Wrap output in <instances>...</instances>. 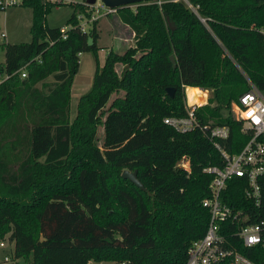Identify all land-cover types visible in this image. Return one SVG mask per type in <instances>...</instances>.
I'll return each instance as SVG.
<instances>
[{"label": "trees", "instance_id": "1", "mask_svg": "<svg viewBox=\"0 0 264 264\" xmlns=\"http://www.w3.org/2000/svg\"><path fill=\"white\" fill-rule=\"evenodd\" d=\"M188 2L195 11L182 0L116 7L132 44L107 51L70 117L78 53L96 48L95 21L81 31L75 12H88L76 2L61 37L60 27L46 23L49 0H20L31 8L30 39L3 43L0 64V240L12 245L14 258L30 256V264L184 262L208 220L201 200L211 174L202 167L220 164L221 157L201 130L180 132L162 117L185 112V86L208 88L197 115L227 125V136L216 140L235 152L250 130L241 129L230 103L249 81L264 92V0ZM117 63L124 65L120 74ZM166 86L173 87L171 96ZM182 156L189 170L178 166ZM124 168L135 169L144 188L122 177ZM221 197L243 208L247 222L256 219L238 179L227 181ZM237 249L264 264V247L239 243Z\"/></svg>", "mask_w": 264, "mask_h": 264}, {"label": "built area", "instance_id": "2", "mask_svg": "<svg viewBox=\"0 0 264 264\" xmlns=\"http://www.w3.org/2000/svg\"><path fill=\"white\" fill-rule=\"evenodd\" d=\"M54 1L58 4H72L71 0ZM163 1L165 0H155L158 4ZM182 1L195 11L188 0ZM18 2L20 0H0V8L3 9ZM82 3L86 6L88 15L82 11L75 12L76 26L81 31H86L84 24L87 22L92 23L101 15L116 12L115 6H108L101 0L93 2L85 0ZM69 27L71 24L60 27L61 37H65V30ZM3 35L4 32H1V36ZM20 74L25 75V71L22 69ZM186 87H184L185 112L182 115L163 116L162 121L180 132L195 128L201 130L219 151L221 162L202 167L203 171L211 174L208 182V196L201 200V204L208 209V220L202 235L188 244L182 264H257L239 251L237 245L241 243L245 246L264 247V92L249 81L247 90L240 93L236 101H231L230 108L233 116L241 120L242 130H250V135L239 150L229 152L216 140L218 137L227 136L228 126L212 124L211 119H208V122H201L197 115L199 106L195 102H189ZM203 101H205L204 98ZM177 164L189 170L188 159L185 156H182ZM233 178L238 179L245 197L251 199L255 206L256 211L252 214L256 219L252 222L246 221L248 216L243 208L233 207L221 197L227 181ZM4 245V240H0V246ZM2 259L7 261V255H4Z\"/></svg>", "mask_w": 264, "mask_h": 264}, {"label": "rangeland", "instance_id": "3", "mask_svg": "<svg viewBox=\"0 0 264 264\" xmlns=\"http://www.w3.org/2000/svg\"><path fill=\"white\" fill-rule=\"evenodd\" d=\"M84 2L85 0H71V3L58 4L54 0H49L51 7L46 13L45 19L49 26L62 27L66 25L65 20L68 15L73 10V5L76 2ZM133 8L134 4H130ZM31 8L28 5L21 3H16L8 5L5 8H0V31H5V37L0 36V64L3 62V50L2 45L5 42H20L28 41L30 39L29 34V21L31 18ZM86 30L90 26V22L84 24ZM117 33H116V30ZM95 29L98 31V37L96 39V48L93 51H82L79 54L78 68L75 72L72 82L70 85L69 92V113L72 117V113L75 110L76 102L80 94L85 92L91 82V77L93 74L94 67H100L103 63L104 57L108 50L112 49L115 51L122 52L126 48L127 43H131L132 32L123 24H121L117 18L116 12L109 13L106 15H101L95 21ZM130 38V39H129ZM117 72L120 74L122 72L123 64L117 63L115 65ZM51 80V76L46 78V81ZM206 90V92H205ZM193 93L198 92L197 88L190 89ZM189 92V90H188ZM205 101H200V104L208 102L209 89L204 88ZM202 90L197 94V96H190L188 93L190 101H196L204 93ZM122 90L113 91L108 97L107 102L111 100L117 94H121ZM185 101V98H184ZM106 102V104H107ZM212 103V102H211ZM199 104V105H200ZM103 136L102 124L98 123L96 128L97 143L100 144ZM5 245L0 246V264H30V256L27 258L24 256L13 257L12 256V245L7 241L4 242ZM7 255V261H3V256ZM89 264H98L96 261L90 260ZM100 264H118L113 261H102Z\"/></svg>", "mask_w": 264, "mask_h": 264}, {"label": "water", "instance_id": "4", "mask_svg": "<svg viewBox=\"0 0 264 264\" xmlns=\"http://www.w3.org/2000/svg\"><path fill=\"white\" fill-rule=\"evenodd\" d=\"M93 1L94 0H86V2H93ZM101 1L108 6L118 7V6H122V5L135 4L141 0H101ZM91 42H92L91 36H87V44H91ZM169 60L172 62V65L174 66L175 65V59H174L173 54H169ZM165 91L167 92V94L169 96H171L173 93V87L172 86H166ZM120 174L122 177L127 178L128 180L133 182L139 188H144L142 183L136 177V170L135 169L129 170L127 168H124L121 170Z\"/></svg>", "mask_w": 264, "mask_h": 264}, {"label": "crops", "instance_id": "5", "mask_svg": "<svg viewBox=\"0 0 264 264\" xmlns=\"http://www.w3.org/2000/svg\"><path fill=\"white\" fill-rule=\"evenodd\" d=\"M31 10V9H30ZM117 18H118V16H117ZM31 19V18H30ZM118 20H119V22L121 23V24H123L124 26H126L129 30H130V28L125 24V23H123L122 21H120V19L118 18ZM30 22V21H29ZM30 24V23H29ZM115 30H116V28H115ZM131 31V30H130ZM1 32H4V35L3 36H1ZM96 32H97V35H98V31H97V29H96ZM132 32V31H131ZM116 33H117V30H116ZM133 34V33H132ZM5 31L4 30H1L0 31V36L3 38V37H5ZM97 39V38H96ZM130 39V38H129ZM132 44V42L131 43H127L126 45L127 46H129V45H131ZM126 46V47H127ZM79 54L80 53H78V59H79ZM124 66V65H123ZM123 69V68H122ZM2 78H4V75L3 74H1L0 75V79H2ZM187 88H197L198 90H199V92H200V89H199V87H191V86H189V85H187ZM74 113H75V110H74V112L72 113V117H73V115H74ZM71 114V113H70ZM71 116V115H70ZM4 242H6V240H4ZM8 242V241H7ZM9 243V242H8ZM3 247V246H2ZM5 262V261H4Z\"/></svg>", "mask_w": 264, "mask_h": 264}, {"label": "bare ground", "instance_id": "6", "mask_svg": "<svg viewBox=\"0 0 264 264\" xmlns=\"http://www.w3.org/2000/svg\"><path fill=\"white\" fill-rule=\"evenodd\" d=\"M190 89H192V88H187L186 87V93H187V99L189 100V102H192V101H190V99H189V96H188V93L190 94V96H197V94L199 93V91L198 92H192V91H190ZM200 90H202L203 92H204V89H201V88H199ZM188 90H189V92H188ZM204 98V93H203V95H201L196 101H193V102H195V103H197L198 104V106H199V104H200V101H202V99Z\"/></svg>", "mask_w": 264, "mask_h": 264}]
</instances>
